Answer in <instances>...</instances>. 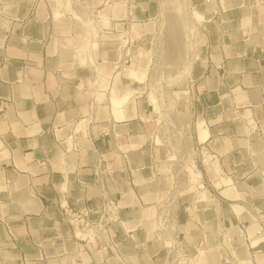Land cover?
<instances>
[{"label": "crops", "instance_id": "obj_1", "mask_svg": "<svg viewBox=\"0 0 264 264\" xmlns=\"http://www.w3.org/2000/svg\"><path fill=\"white\" fill-rule=\"evenodd\" d=\"M189 1L205 17L195 35L199 57L187 108L210 133L199 170L208 191L182 192L180 230L189 253L204 252L206 264H237L233 254L264 264V3L252 12V0H221L225 11L215 16L216 0ZM82 2L99 23L94 55L107 90L95 89L90 59L79 60L80 36L69 23L59 24L68 18H57L44 1L0 0V201L11 228L10 234L0 222V264L163 262L148 212L157 199L148 184L160 151L151 144L154 121L138 94L115 117L111 91L122 95L140 88L123 74L130 60L117 48L119 37L131 24L142 38L155 33L168 0ZM101 17L109 24L102 26ZM246 23L253 24L249 41ZM255 45L261 50L255 52ZM81 121L88 125V143L76 135ZM116 139L127 150L131 175L126 161L113 157ZM72 141L77 150H67ZM96 151L112 163L110 197L125 206L123 225L115 228L116 257L76 239L63 213L65 206L79 213L102 206Z\"/></svg>", "mask_w": 264, "mask_h": 264}, {"label": "rangeland", "instance_id": "obj_2", "mask_svg": "<svg viewBox=\"0 0 264 264\" xmlns=\"http://www.w3.org/2000/svg\"><path fill=\"white\" fill-rule=\"evenodd\" d=\"M43 1L53 7L55 16L59 19L61 9L63 10L62 12H64V15H78L83 21L88 19V16L80 11V0H72L74 4H69L70 2L68 0H41L40 2ZM195 11L197 10L192 8L189 0H168V2H165L162 5V11L158 20L159 22L156 32L144 37L143 40H135L134 43H130L123 52L125 54V59L130 60L129 63L125 65V68L130 67L129 72L124 71L123 74L126 73L128 76L130 75L136 80L143 82H137L140 88L136 89L143 93H133V95L138 94L142 97L141 99L143 103L151 114V121H154L155 133L151 140V144L154 145V136L161 130L163 131H161L162 135L160 136L162 138H159L157 143L159 145L164 144V146L155 147L156 149H160V151L157 153V156L155 155L153 158V162L156 159L160 160L155 167V173H157L158 178L155 182L151 181L148 183L150 186L149 190L157 196V199L159 198L158 201L156 199V201H153V204H150L151 206L148 207L149 216L154 218L153 221L155 222V228L159 223L161 224L160 216L164 211V206L167 205L165 203L170 201L172 198L171 196L175 193L178 183V180L175 179V174L180 173L182 170L181 161H184L187 158L189 161L194 159V163H196L198 169L201 171L202 162L205 159V156L202 154V146L198 147L196 131L199 141L202 143H205L210 136L208 128L205 127V122H200L201 120L196 122V120L189 114V108H187L190 106L191 102L193 103L191 90V85L193 83L190 81H192V72L198 56V45L195 41V35L197 34L196 30H198V26L201 23L205 22V19L204 21H200L193 16ZM91 14L86 33L92 38L83 35L75 22L60 19L61 23L59 24L66 25L65 22L69 23L67 24L69 27L68 29L71 30V32L72 30L75 31V35L77 34V36H80L79 42L81 43L82 49L78 54L79 60L84 61L90 59L89 61L93 63L96 68L94 49L99 46L101 39L99 35V23L95 20L92 11ZM108 24V18L101 17V25L106 26ZM132 29L136 33L138 32L137 25ZM126 31L127 29L121 33L117 47L121 46L120 44L122 43L120 40L127 33ZM137 35L139 36V33H137ZM103 37L104 35L102 38ZM129 49L131 50V55L127 56V51ZM130 65H132V67ZM95 72L98 74L97 84L100 85L105 77L100 69L96 68ZM108 84L105 88H102L100 85V89L107 90L109 86ZM115 96L122 98L124 97V94L120 95L115 90L111 91V108L116 117L117 109L113 107L112 101ZM128 100L124 104H126ZM150 100L155 102V109L152 108ZM124 104H122L119 109H123ZM145 117L147 119L141 117L140 119L145 120L144 122H148L150 119L147 116ZM165 124L168 126L165 127ZM200 127L203 128L205 132L204 135L201 134ZM87 129L88 125L86 122L81 121L76 126L75 130L76 135L81 134L83 142L85 139V143L88 139ZM162 139L165 142H163ZM75 142H67L65 145L67 150H73L76 145ZM168 158H171L174 161H179H169ZM194 168L195 164H192L191 170L193 172L195 171ZM150 171V176H152V170L150 169ZM200 179V176L197 175V180H195L196 184L194 186L188 182H181L179 184L181 188L176 189L177 192H181L177 200L176 232L179 239L183 242L182 246L185 254L188 258H191V264H206L204 259L205 253L201 252L200 256L193 257L185 247L179 223V198L182 192L187 190H196L197 193H206L208 187L204 180V183L201 184ZM203 184L206 186V189L200 188ZM141 191H143L144 194L146 189H141ZM143 205L145 207L148 206L145 203ZM92 220H94V218ZM259 220L261 221V219ZM262 223L264 224V219H262ZM153 233L156 236V241L161 243L160 247L158 245L160 243H157V247L162 250V264H169L172 260L171 257H173L170 254V248L166 246L164 240L160 239L158 234L155 232ZM188 264H190V261Z\"/></svg>", "mask_w": 264, "mask_h": 264}, {"label": "built area", "instance_id": "obj_3", "mask_svg": "<svg viewBox=\"0 0 264 264\" xmlns=\"http://www.w3.org/2000/svg\"><path fill=\"white\" fill-rule=\"evenodd\" d=\"M33 1H34V5H37L41 0H33ZM216 1L219 4V7L214 10L215 16L220 15L221 12L225 11L224 6L221 4V0H216ZM263 3H264V0H252L251 3L249 4V7L252 9V12H255L258 10V8ZM250 17H253V15H251ZM132 26H133V24H131V26H128L126 28L127 34H125L124 38H123V39H125V41L123 42L124 45L122 43L121 48H119V50L124 51V49L127 48L130 43H134L135 40H142L143 39L142 36L135 37L134 33L133 32L131 33ZM252 27H253L252 23H249V24H247V26H245V30L247 32L246 41L251 40V37L249 36V34L252 31ZM258 50H261L260 46L255 45L254 51L256 52ZM128 51H127V55H129ZM198 95H200V94H198ZM2 109L3 110L7 109V104L3 105ZM206 125H207V123H206ZM154 145H155V147L157 146V144L155 142H154ZM204 145H206V144H204ZM204 145H201L198 143V147H201ZM77 147L79 148V146L76 145L74 147V149L77 150ZM157 147H159V146H157ZM117 156H121L126 161L128 168H129L128 171L131 175L134 171L129 166L128 154L123 149V145L118 142V139H116V142L114 144V150H113V157L116 158ZM157 163H158V160H154V162L150 168L152 170V176H151L153 178L152 182H155L158 178L157 173H155V167L157 166ZM113 174H114V170L112 168L111 161L106 156H104L103 154L97 152V163H96V167H95V176H96L95 187H96L97 192L103 201L102 206L96 210H88V211H85L84 213H79V212L75 211L73 208H70L69 206L63 207V213L65 215V219L73 227L74 235H75L76 239L90 245V247L96 251H97V249L100 248L99 239L97 238L98 245H97V247H95L92 240L87 239V238L86 239L79 238L77 236V230H81L82 232L88 233L89 230H91L92 228H96L101 223H103V227L109 233L108 235L111 238L113 246H115V248L117 249V246L114 242V237L116 236L115 235L116 234L115 228L118 224L123 225V220L121 219V213L120 212L125 208V206H122L120 202H118V201H116L110 197V191H109V188L107 185V178L112 176ZM132 183H133V187L135 188L137 186L136 182L132 180ZM202 189H205L204 184H203ZM2 206H3L2 202L0 201V222L6 224L8 232L11 234V228L8 225V223H6V221H5V214L2 211ZM93 218H94V220H92ZM160 221H161V224L159 223L158 226H156L154 232L156 234H158L160 239L164 240V242L167 243L168 234L165 232V226L162 223V219H160ZM176 227H177V224H176ZM177 238L181 242V246H182L183 242L179 239V237H177ZM182 249H183V246H182ZM183 251H184V249H183ZM185 257L188 261L191 259V258H188V256L186 254H185ZM171 258H173V257H171ZM233 258L237 264H240V260L235 258V254H233ZM121 264H125V263L121 262Z\"/></svg>", "mask_w": 264, "mask_h": 264}, {"label": "bare ground", "instance_id": "obj_4", "mask_svg": "<svg viewBox=\"0 0 264 264\" xmlns=\"http://www.w3.org/2000/svg\"><path fill=\"white\" fill-rule=\"evenodd\" d=\"M68 1L70 2L69 4H74V2L72 0H68ZM79 3H80L79 4L80 11H82L83 14H86L88 16L87 20L83 21L82 18H80L78 15H74V16L72 14L64 15V12H62L63 11L62 9L60 10L61 11L60 18H68L70 20V22L71 21L75 22L76 25L80 28V32H82L83 35H87L88 36V33H86V32L88 30V21L91 19V15L92 14H91V11L83 4L82 0H80ZM193 16H195L196 19H198L200 21H204V19H205L204 14H202L199 11H195ZM247 24H249V23H246L245 26H247ZM245 26L243 27L244 30H245ZM132 32L134 33L135 37H140L141 36V35L138 36L137 33L134 32L133 29L131 28V33ZM245 32H246V30H245ZM88 37L92 38L91 36H88ZM123 38L120 40L121 43H123L124 40H125ZM120 45H122V44H120ZM117 48H121V46L117 47ZM130 52H131V50L129 49V51H128L129 55H131ZM198 57H199V55L197 56V59H198ZM94 77H96L95 80H94L95 81L94 87H95L96 90L97 89L98 90H102V89H100V85H101L102 88L103 87L105 88L107 86L108 82H107L106 78H104L101 81L100 85H99V84H97L98 74L95 73ZM129 77L134 79V80H136L134 77H132L130 75H129ZM136 81H138V80H136ZM138 82L139 83H143L141 81H138ZM190 82H192V81H190ZM133 93H143V92L142 91H138V90H135V91L128 90L126 93H124V97H122V98H119V97L115 96L112 99L113 107L115 109H119V107L122 104H124L129 99V97L133 95ZM150 103H151L152 108L155 109L154 108L155 102L150 100ZM134 116H137V113H134ZM142 117H145V116H142ZM143 121H145V120H143ZM166 126H168V125L165 124V127ZM205 127L207 128L206 123H205ZM161 131L158 132V134H156L154 136V141L157 144V146H164V144H160L159 145L157 143L158 139L162 138L160 136L162 135L163 131L162 132ZM196 140H197V142L199 144L202 145V142L199 141L198 137H197ZM163 142H165V141L163 140ZM123 149H124V147H123ZM125 151L127 152V150H125ZM168 160L169 161H174L171 158H168ZM178 161L179 160L174 161V162H178ZM192 164H195V168H194L195 171L194 172L191 170ZM181 165H182L181 172L175 174V179L178 180L176 189L181 188V186L179 185L181 182H188V183L193 184V186H194L196 184L195 180H197V175H199V169H198L196 163H194V159L191 160V161H189L188 158L185 159L184 161L182 160L181 161ZM194 173H195V175H194ZM170 175H172V174H170ZM200 183L202 184V180L201 179H200ZM200 188H203V185ZM176 189H175V193L171 196L172 197L171 200L168 201L167 203H165L167 205L164 204L165 205L164 206V211L162 212V214L160 216V218L162 219V223L165 226V232L169 236L167 243L166 242H164V243L170 248V254H171V256H173V258H172V260L170 261L169 264H188L189 261H190V264H191V259L189 261L186 259L185 253H184V251L182 249V246H181V242L177 238L178 235H177V232H176V224H177L176 210H177L178 196L180 195L181 192H177ZM158 200H159V198L157 199V201ZM108 234L109 233L103 227V223H101L96 228H92L91 230L88 231V233L82 232L81 230H77V236L79 238H82V239H86L87 238V239L92 240L93 244L95 245V247H97V245H98L97 238L99 239L100 248L97 249V252H99L100 254L105 255V256L113 255V256L116 257L117 254H118L117 249L115 248V246H113L111 238L109 237ZM248 262H250V261H246V260L242 261L241 260V264H251V263H248Z\"/></svg>", "mask_w": 264, "mask_h": 264}]
</instances>
